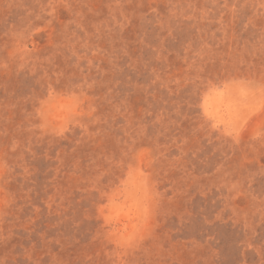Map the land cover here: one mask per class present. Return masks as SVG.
Masks as SVG:
<instances>
[{"label":"rangeland","instance_id":"374dc122","mask_svg":"<svg viewBox=\"0 0 264 264\" xmlns=\"http://www.w3.org/2000/svg\"><path fill=\"white\" fill-rule=\"evenodd\" d=\"M0 264H264V0H0Z\"/></svg>","mask_w":264,"mask_h":264}]
</instances>
